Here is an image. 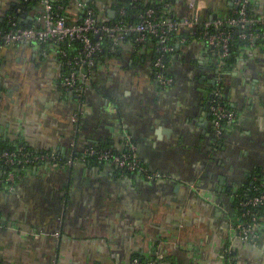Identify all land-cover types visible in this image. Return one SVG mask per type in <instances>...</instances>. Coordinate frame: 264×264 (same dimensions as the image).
<instances>
[{
    "label": "crops",
    "instance_id": "1",
    "mask_svg": "<svg viewBox=\"0 0 264 264\" xmlns=\"http://www.w3.org/2000/svg\"><path fill=\"white\" fill-rule=\"evenodd\" d=\"M145 1L171 20H199L178 30L167 89L156 84L152 52L130 42L80 73L79 96L63 90L56 53L0 49V144L65 161L92 146L122 151L130 139L141 165L158 175L148 180L91 162L40 164L10 191L0 165V264H131L156 254L159 264H264V208L256 214L258 239L242 242L233 199L253 177L264 181V34L221 65L200 23L225 17L237 0ZM65 2L67 21L80 17L82 4L112 26L124 0ZM249 2L264 20V0ZM24 8L22 0H0V25L35 23L36 13ZM213 83L236 114L220 141L209 112Z\"/></svg>",
    "mask_w": 264,
    "mask_h": 264
},
{
    "label": "built area",
    "instance_id": "2",
    "mask_svg": "<svg viewBox=\"0 0 264 264\" xmlns=\"http://www.w3.org/2000/svg\"><path fill=\"white\" fill-rule=\"evenodd\" d=\"M30 0H24L28 2ZM136 1V0H133ZM248 0H237L234 9L230 12L232 15H237L235 19L223 21L222 18L217 20H208L201 24L200 36L205 45L216 52L218 61L224 65L223 61L229 56V49L231 46L232 33L230 31L220 30L224 22L228 23L231 28H236L239 32V38L247 40L249 45H253L259 37V34L246 33V30L252 25H264V20H249L245 14V5ZM42 14L36 18L35 25L27 28L16 27L13 19L8 24L12 29L8 31L0 30V49L11 48L16 45H37L40 46L47 42L62 43V42H77L81 49L79 57L76 56L70 61L66 62L72 66L73 71L62 78L61 86L63 90L69 95L79 96L83 93L84 83L78 82V77L84 68H91L94 65L93 56L102 51L101 42H93L92 35L102 37L108 35L113 38V47L119 46L124 40L126 33H135L137 38L135 42L138 44L145 43L148 37H156L159 40L160 57L153 63V72L156 84L161 89L169 88L173 80L165 74L166 65L164 64V56L173 51L169 41L171 34L178 31L181 27L193 28L199 24L197 17L193 19L183 18L177 20H156L153 15V10H148L140 16V22L133 26L127 27L121 23H115L112 26L100 25L95 11L89 5H82L81 15L79 18L72 21L60 17L55 13L53 5L49 0H41ZM61 9V8H60ZM123 15V11H119V17ZM214 28L219 32L216 34H209L208 29ZM65 57V53L61 52ZM85 77V76H83ZM223 99L220 86L217 84L213 90L211 100L209 102V112L212 118L214 133L217 141H220L223 132L222 125L233 124L236 120L234 111L226 108L218 100ZM95 163V164H109L117 168L121 173L129 175H141L148 180H156L158 175L151 173L144 166L141 165L135 145L130 139H127L125 149L116 151L110 148H94L90 147L83 151L80 155H75L63 161L53 153H34L23 147H18L13 151L0 152V165L6 169L5 183L7 189L14 190L16 181L22 176L12 170L15 166H33V165H48L53 167L66 168L71 167L77 163ZM258 178L253 177V186L257 183ZM233 196L236 206L239 207L240 224L235 226L236 234L242 242L255 243L258 239L257 235V218L253 210L264 208V195L258 197H244L239 198ZM238 199V200H237ZM251 217V218H250ZM244 220H247L244 222ZM2 225L0 224V227ZM163 257L156 254L154 257L141 261L134 258L131 264H157Z\"/></svg>",
    "mask_w": 264,
    "mask_h": 264
},
{
    "label": "trees",
    "instance_id": "3",
    "mask_svg": "<svg viewBox=\"0 0 264 264\" xmlns=\"http://www.w3.org/2000/svg\"><path fill=\"white\" fill-rule=\"evenodd\" d=\"M49 1L53 5V9H54L55 13H57L60 17H63L66 19V16L64 13V8L62 7L63 4L66 3L65 2L66 0H59V1L49 0ZM249 1L250 0H248V3L245 5V14H246L247 19L254 20L255 16L252 13L253 6L251 5V3ZM22 3H23V6L25 7L24 13L35 12L37 15L36 18L41 16V14H42L41 0H30L28 2H24L22 0ZM118 10L119 11L122 10L123 15L120 17L118 16L116 22L121 23V25L123 24L127 27H133V26L137 25L140 22V16L148 10L154 11L153 17L158 21L167 20V19L171 20L172 19L168 13L166 14L165 11H163V9H161L160 7H153L152 5H149L148 3H146L145 0H136V1L124 0V2L118 7ZM235 18H237V15H232L229 13L227 15V17L222 18V20L227 21L229 19H235ZM14 22L16 24V27H19V28H27V27H32L35 25V23L22 24L19 22V20H16V19L14 20ZM10 29H12V26L9 25L8 23H5L4 25H0L1 31H8ZM220 30L230 31L232 33V40H231V46L229 49V56L227 58H225L223 61V63L227 65V64L232 62V58L240 49H242L244 47H249L250 45H249V42L247 40L240 39L239 38L240 32L236 28L229 27L228 23L226 24V22H224V25ZM207 31L209 34H216L219 32L218 30H216L212 27L209 28ZM200 32H202V30ZM177 33H178V31L173 32L171 34V38L169 41V44L173 48V51L171 53L166 54L163 58L164 64L166 65V67L168 66V64L172 58V55L175 52V41H176ZM246 33L259 34V35L264 34V25H252L251 27H249L246 30ZM262 36H264V35H262ZM136 38H137V35L135 33H133L130 36L128 35V33H126L124 36V40L121 41L120 45L115 47L114 50L111 51V48L113 47V38L108 37L107 34L103 35L100 38H99V36L92 35V41L93 42H101V44H102V51L96 53L93 56L94 64L96 65L99 61H103V59H105V58H116L118 55H120V53L122 51V44L125 42L132 43L136 49H140L142 47L149 49L152 52V59H153V63H154V61L160 57L159 40L156 37H148L145 43L138 44L135 42ZM255 43H257V40ZM0 45H1V43H0ZM39 47H40L41 51H44L46 53L54 52L61 58V61L64 63V69H65V74L63 76H66L70 72L73 71L72 66L65 64V63L70 61V59H72L76 56L79 57V53H80V49H81L80 45L77 42H71V43H68V42H62V43H60V42L59 43L47 42L45 44L40 45ZM61 52H64L66 56L63 57V55L60 54ZM165 74L167 77H170L169 73L167 72V68H166ZM78 82H80V77H78ZM221 93H222V90H221ZM218 101L221 104H223L226 108L232 110L226 104L224 99H219ZM227 127H228V124L222 125L221 128H222L223 133L225 132ZM18 147L25 148L22 144H10V145L9 144H0V152L13 151V150L17 149ZM92 147L100 148V149L103 148V147H97V146H92ZM27 168H29V166H26V167L15 166L12 168V170H14L19 175H23ZM257 178H258V181L254 186L250 187L244 193L238 192V193H235V195L238 196L239 198L258 197V196L264 195V181L258 176H257ZM260 209H262V208H258V209L253 210V213H254L256 218H257L256 214L261 211ZM239 215H241V212L238 213V217H239ZM245 221H247V220H244V222ZM236 224H239V221ZM138 259H140V258H138ZM140 260L145 261L143 259H140ZM157 264H159V263H157Z\"/></svg>",
    "mask_w": 264,
    "mask_h": 264
},
{
    "label": "water",
    "instance_id": "4",
    "mask_svg": "<svg viewBox=\"0 0 264 264\" xmlns=\"http://www.w3.org/2000/svg\"><path fill=\"white\" fill-rule=\"evenodd\" d=\"M20 17H21V22L25 21L26 19L29 20V21H33L32 18H28L26 15H20ZM217 18H218L217 16H214L212 20H217ZM81 72L84 73L85 72V68ZM7 78H10V76H7ZM213 85L215 86V83H213Z\"/></svg>",
    "mask_w": 264,
    "mask_h": 264
}]
</instances>
